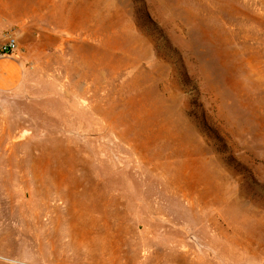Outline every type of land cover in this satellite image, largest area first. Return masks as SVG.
Listing matches in <instances>:
<instances>
[{
  "label": "rangeland",
  "instance_id": "obj_1",
  "mask_svg": "<svg viewBox=\"0 0 264 264\" xmlns=\"http://www.w3.org/2000/svg\"><path fill=\"white\" fill-rule=\"evenodd\" d=\"M10 37L0 264H264V0H0Z\"/></svg>",
  "mask_w": 264,
  "mask_h": 264
},
{
  "label": "crops",
  "instance_id": "obj_2",
  "mask_svg": "<svg viewBox=\"0 0 264 264\" xmlns=\"http://www.w3.org/2000/svg\"><path fill=\"white\" fill-rule=\"evenodd\" d=\"M23 66L17 57L0 54V91L15 90L23 79Z\"/></svg>",
  "mask_w": 264,
  "mask_h": 264
},
{
  "label": "built area",
  "instance_id": "obj_3",
  "mask_svg": "<svg viewBox=\"0 0 264 264\" xmlns=\"http://www.w3.org/2000/svg\"><path fill=\"white\" fill-rule=\"evenodd\" d=\"M18 49V43L15 38L10 37L6 40V43L1 49V55L3 56H13Z\"/></svg>",
  "mask_w": 264,
  "mask_h": 264
}]
</instances>
